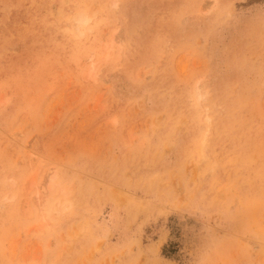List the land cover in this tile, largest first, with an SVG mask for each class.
Wrapping results in <instances>:
<instances>
[{
	"label": "rangeland",
	"instance_id": "374dc122",
	"mask_svg": "<svg viewBox=\"0 0 264 264\" xmlns=\"http://www.w3.org/2000/svg\"><path fill=\"white\" fill-rule=\"evenodd\" d=\"M0 264H264V0H0Z\"/></svg>",
	"mask_w": 264,
	"mask_h": 264
},
{
	"label": "bare ground",
	"instance_id": "6f19581e",
	"mask_svg": "<svg viewBox=\"0 0 264 264\" xmlns=\"http://www.w3.org/2000/svg\"><path fill=\"white\" fill-rule=\"evenodd\" d=\"M71 20V19H70ZM76 21V24L78 25V26H80V25H83V24H86L87 23V21H88V19L87 18H83V17H77L75 20H74V22ZM94 69V68H93ZM191 104V106H192V108H193V110H194V114L196 115V119H197V121H198V123L200 124H204V122H206V120L208 121V122H210L211 123V126H212V128H211V126H210V128H209V130H210V133H211V130H214L215 128H213V124L215 125L216 124V122H215V115L214 114H212V112H211V110L209 111V106H201V108H202V111H200V106H197V105H194L193 103H190ZM192 113V112H191ZM207 130H203L202 128H201V130H200V132L197 134V136H195V137H192L193 138V140H192V146L194 147L197 143H198V141H199V139H201L202 137H203V134L206 132ZM206 134V133H205ZM207 134H208V132H207ZM212 135V134H211ZM205 136V135H204ZM204 138V137H203ZM211 139V138H210ZM203 140V139H202ZM190 142V141H189ZM191 143V142H190ZM187 144V143H186ZM186 147H188V146H186Z\"/></svg>",
	"mask_w": 264,
	"mask_h": 264
}]
</instances>
